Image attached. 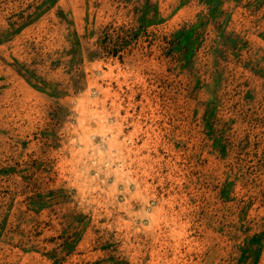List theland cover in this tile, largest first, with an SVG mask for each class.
Listing matches in <instances>:
<instances>
[{
    "label": "rangeland",
    "instance_id": "1",
    "mask_svg": "<svg viewBox=\"0 0 264 264\" xmlns=\"http://www.w3.org/2000/svg\"><path fill=\"white\" fill-rule=\"evenodd\" d=\"M0 264H264V0H0Z\"/></svg>",
    "mask_w": 264,
    "mask_h": 264
}]
</instances>
